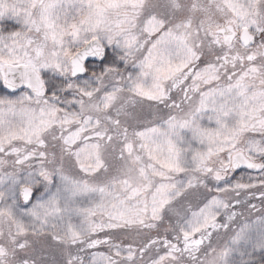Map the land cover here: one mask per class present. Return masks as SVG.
Wrapping results in <instances>:
<instances>
[{
	"label": "snow or ice",
	"instance_id": "obj_1",
	"mask_svg": "<svg viewBox=\"0 0 264 264\" xmlns=\"http://www.w3.org/2000/svg\"><path fill=\"white\" fill-rule=\"evenodd\" d=\"M0 264H264V0H0Z\"/></svg>",
	"mask_w": 264,
	"mask_h": 264
}]
</instances>
